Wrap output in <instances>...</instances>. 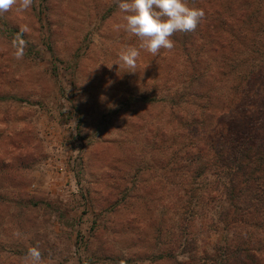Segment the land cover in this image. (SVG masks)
I'll return each mask as SVG.
<instances>
[{"label": "rangeland", "instance_id": "374dc122", "mask_svg": "<svg viewBox=\"0 0 264 264\" xmlns=\"http://www.w3.org/2000/svg\"><path fill=\"white\" fill-rule=\"evenodd\" d=\"M118 2L33 0L26 12L0 15V264H20L29 247L44 264H176L151 256L150 219L161 207L144 196L150 172L128 160L134 151L121 142L161 128L171 106L166 87L176 81L162 77L170 61L151 67L149 55L134 70L119 67L121 49L140 41L117 29ZM23 27L17 60L12 42ZM151 171L153 185L161 172ZM110 193L116 209L104 203ZM199 209L200 255L228 232L217 229L213 208Z\"/></svg>", "mask_w": 264, "mask_h": 264}, {"label": "trees", "instance_id": "16d2710c", "mask_svg": "<svg viewBox=\"0 0 264 264\" xmlns=\"http://www.w3.org/2000/svg\"><path fill=\"white\" fill-rule=\"evenodd\" d=\"M187 4L205 12L196 29L175 33L170 51L153 56L141 49L140 55H149L151 67L170 61L161 69L176 81L166 87L169 114L161 128L143 127L149 133L142 139L121 140L134 151L128 160L150 172L142 180L144 196L161 207L150 219L157 239L151 256L176 264H264V57L252 58L264 50V0ZM154 167L161 173L152 185ZM110 199L116 209L114 194L104 203ZM198 208H213L217 229L228 232L200 255L193 231Z\"/></svg>", "mask_w": 264, "mask_h": 264}, {"label": "clouds", "instance_id": "9594fccd", "mask_svg": "<svg viewBox=\"0 0 264 264\" xmlns=\"http://www.w3.org/2000/svg\"><path fill=\"white\" fill-rule=\"evenodd\" d=\"M32 4L33 0H0V15L13 8L18 13L26 12ZM118 8L124 23L118 24L117 29H123L140 41L138 48L128 46L119 52V67L132 70L137 66L140 49L153 56L161 49L172 50L175 46L172 36L177 32L194 31L205 16L203 9L189 7L187 0H119ZM28 31L26 27L21 28L12 42L17 60L24 57L26 41L22 37ZM20 264H44L39 248L29 247Z\"/></svg>", "mask_w": 264, "mask_h": 264}]
</instances>
